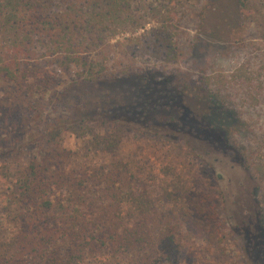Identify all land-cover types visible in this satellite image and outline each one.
I'll return each instance as SVG.
<instances>
[{"label":"trees","instance_id":"obj_1","mask_svg":"<svg viewBox=\"0 0 264 264\" xmlns=\"http://www.w3.org/2000/svg\"><path fill=\"white\" fill-rule=\"evenodd\" d=\"M250 1L236 0L238 11H247ZM179 2L0 0V83L11 84L23 97L38 89L40 83H51L57 73L71 69L69 80L73 83L107 78L112 81L120 78L122 82L138 70L130 58L134 53L169 63L178 56L168 27L171 10ZM257 3L263 8L255 7L251 18L257 22L264 39V0ZM149 20L154 24L136 37L137 43L121 48L118 40L110 42L116 34L143 27ZM110 67L114 72H110ZM146 77L142 78V85L150 84L151 88L145 100L124 101L120 107L107 106L93 118L59 120L58 126L46 132L40 141L51 150L23 155L24 162L17 160L19 165L14 173H11L12 159L19 156H0V179L10 177L12 186V198L3 207L9 236L0 241V264L172 262L181 245L176 233L185 207L170 214V210L164 212L161 202L160 205L154 202V213L149 214L151 208L141 171L114 162H83L77 151L61 147V132L71 133L86 124L93 123L110 131L127 128L175 144L211 172L208 162L197 157L184 140L167 134L156 136V130L162 124H170L177 130L184 127L196 136V141H212L217 147L220 139L227 140L231 128H246L243 120L234 118L235 107L231 100L225 99L228 95L220 88L204 89L201 84H207L208 78L200 80L199 88L183 73L152 75L150 83ZM252 77L243 70L234 75L235 80L244 84L240 86L244 92L248 88L261 89L264 72L256 85ZM195 89L204 92L200 94L203 104L197 112L186 107L184 101L182 105L178 102ZM136 118L141 121L137 122ZM133 121L138 125L133 127ZM214 176L219 177L216 173ZM134 183L139 184L136 192ZM204 197L198 193L190 202L198 212L215 215L216 207L209 205ZM252 212L254 230L228 225L224 231L233 235L246 264H264V219L258 215L259 209ZM207 228L202 218L186 224L187 231L197 229L203 240L222 250L220 240L224 233L207 234Z\"/></svg>","mask_w":264,"mask_h":264},{"label":"rangeland","instance_id":"obj_2","mask_svg":"<svg viewBox=\"0 0 264 264\" xmlns=\"http://www.w3.org/2000/svg\"><path fill=\"white\" fill-rule=\"evenodd\" d=\"M257 4V0H251L247 11H238L236 0H180L171 10L168 27L177 58L163 63L149 55L134 53L130 58L138 70L122 82L120 78V81L107 78L73 83L69 80L73 74L71 69L57 73L51 83H40L38 89L23 97L11 84L0 83V156H19L12 159L11 173H14L19 165L17 160L24 162L23 155L51 150L40 141L46 132L58 126L59 120L93 118L105 108L122 106L124 101L145 100L151 87L142 85L144 76L150 83L152 75L183 73L196 87L200 86V80L208 78V83L201 86L209 90L220 88L227 94L225 99L231 100L235 107L234 118L243 120L247 129L231 128L227 140L220 139L217 147L212 141H196L188 129L177 130L170 124L158 125L156 136L167 134L184 140L185 146L193 147L196 156L208 162L211 172L175 144L127 128L110 131L93 123L86 124L71 133L61 132V147L77 151L83 162H114L132 171H141L151 208L149 214L154 213V202L159 205L161 202L164 212L170 210V214L176 208L185 207L176 233L181 245L170 264H246L233 235L224 230L228 225L254 230V209H259L258 215L264 219V82L261 89L248 88L244 92L240 88L244 85L242 81L234 79L235 73L243 70L253 75L252 82L256 85L264 72V39L257 22L251 18L255 7L263 8ZM152 24L154 21L149 20L143 27L120 32L110 42L118 40L120 47L126 48L137 43L136 37ZM202 93V89H195L178 102L184 101L186 107L197 112L203 104ZM137 122L133 121L132 126H137ZM10 181V177L0 179V241L9 236L3 207L12 198ZM134 186L136 192L139 184ZM198 193L216 207L215 215H205L195 209L190 201ZM196 218L208 224L207 234L224 233L220 240L222 250L203 240L197 229L186 230V224Z\"/></svg>","mask_w":264,"mask_h":264}]
</instances>
